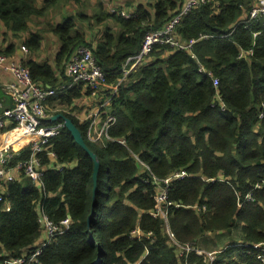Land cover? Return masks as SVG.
<instances>
[{
    "label": "trees",
    "instance_id": "obj_1",
    "mask_svg": "<svg viewBox=\"0 0 264 264\" xmlns=\"http://www.w3.org/2000/svg\"><path fill=\"white\" fill-rule=\"evenodd\" d=\"M65 1L44 0L39 7L37 0H0V20L18 36L33 17ZM185 1L157 0L131 17L99 2L97 13L85 18L107 22L100 40H87L75 18H67L49 26L60 42L56 65L23 62L35 82L57 90L48 104L68 109L53 116L73 120L101 168L94 200V160L65 127L50 139L47 151L56 158L41 154V185L22 175L4 188L0 264L39 247L41 211L55 224L70 216L71 225L42 248L35 264H209L206 254L180 248L187 246L220 250L214 264H264V247H254L264 244V17L249 16L258 0H207L176 25L175 40L193 41L191 47L156 44L125 76L124 64L140 53L147 33L162 29ZM42 40L32 32L24 45L36 52ZM82 46L105 72L104 99L117 118L108 133L116 141L90 142V121L74 114L76 102L94 90L84 83L61 89L72 82L66 64ZM15 49L9 45L3 54ZM3 104L0 115L9 108L2 111ZM58 123L63 119L45 122ZM28 155L29 146L11 164ZM181 172L186 175L177 177ZM167 180L164 217L156 214L157 200Z\"/></svg>",
    "mask_w": 264,
    "mask_h": 264
},
{
    "label": "built area",
    "instance_id": "obj_2",
    "mask_svg": "<svg viewBox=\"0 0 264 264\" xmlns=\"http://www.w3.org/2000/svg\"><path fill=\"white\" fill-rule=\"evenodd\" d=\"M207 0H186L181 11L177 12L175 16L165 26L157 31H150L147 33L140 53L129 58L124 64L123 68L125 76L130 73L132 69L143 59L144 56L149 55L156 44H170L173 47L188 48L191 43L182 44L175 40L173 34L176 25L188 15L194 8L205 4ZM126 17H131V14L122 11ZM250 19L264 17V0H258L249 13ZM208 36H203L207 38ZM24 51H28L26 48ZM0 69L12 75L13 82L10 85V92L13 97L14 106L6 109L0 115V135L6 131L7 136L2 144H0V203L4 202V188L6 184L18 180L22 175L30 178L35 184L41 185L44 176L45 167L42 164L41 154L47 151L50 139L58 136L62 128L65 127L63 123H58L55 126L46 125V121H53V114L48 111V101L51 97L56 95L57 90L51 87H45L32 78L31 71L26 67L22 61L15 57L0 54ZM202 69V68H201ZM67 75L71 79L69 85H62L61 89H68L73 84L84 83L86 87L99 91L103 88L106 82V75L102 67L98 64L93 51L86 46L79 47L67 63ZM206 72L205 69L201 70ZM209 76L211 73L206 72ZM214 84L219 86V79L214 78ZM116 92V89L114 90ZM113 92V93H114ZM105 105V104H104ZM103 105V106H104ZM102 106V107H103ZM221 109L226 110L225 105H221ZM98 115V113H97ZM263 114L260 115V118ZM84 120H87L84 119ZM83 120V121H84ZM117 118L113 115L109 116L104 124L98 129L95 118L92 120L88 130L87 138L93 143H104L105 140L116 141L109 135V128L113 126ZM17 133L20 136L15 137ZM121 143H124L121 141ZM29 146L28 157L18 160L15 164H11L15 156H19L21 151ZM48 156L54 160L56 154L47 151ZM185 172L177 173V177L185 176ZM166 187L162 190L161 195L157 200V212L167 217L168 212L161 208V201L166 199L168 180L165 181ZM259 187V186H258ZM251 195H247L246 199L250 200ZM242 203L239 201V206ZM198 210H205L206 207L195 206ZM39 222L42 224V235L39 247L30 254L18 259L6 260L4 264H35L38 262V256L42 252V248L56 237L58 231L64 233L71 225V217L67 216L60 224H55L49 219L44 211L39 214ZM170 238L178 243L168 228ZM255 248H262L264 244H256ZM187 251H195L202 255L207 253L195 247H180ZM263 249V248H262ZM210 259L209 264H214L216 258L210 254L207 255ZM259 258H264L261 255Z\"/></svg>",
    "mask_w": 264,
    "mask_h": 264
},
{
    "label": "crops",
    "instance_id": "obj_3",
    "mask_svg": "<svg viewBox=\"0 0 264 264\" xmlns=\"http://www.w3.org/2000/svg\"><path fill=\"white\" fill-rule=\"evenodd\" d=\"M43 1L44 0H37L39 7H42ZM156 1L157 0H82L81 2H74L67 0L48 11L44 16L33 17L29 22V30L18 36H15L0 20V53H3L9 45L13 44L16 48L15 54L9 56L15 57L22 62L34 60L55 66L60 42L58 37L49 28L50 25H57L67 18L74 17L77 21V28L85 33L87 40L96 41L102 38L104 25H106L107 22L95 24V22L92 21L90 23V20H86L85 15H87L88 18L93 17L98 9H100L99 2H102L107 10H115L116 8H119L121 11L129 13L132 16L136 14L138 7L143 5L145 7H152ZM81 15H83L82 19L80 18ZM243 18H246V15ZM32 32H39L43 35L42 46L40 50L36 52H30L24 45L25 40ZM25 48L28 51H24ZM65 74L68 77L67 70H65ZM12 82V75L0 69V100L4 101V104L1 106L2 111L6 107L11 108V106L14 105L13 97L10 92V85ZM103 90L104 88L78 100L75 104L76 108L74 111V114L77 115L81 122L87 118L91 124L92 120L95 118L98 129H100L107 118L111 116V114L108 113L110 98L104 99L105 94ZM47 105L48 111L50 109L53 114L68 109L65 105L63 106L67 108L66 110L59 107L60 104L57 101ZM104 114H106V116H104ZM7 132L8 131L0 135V142L5 140V134H7Z\"/></svg>",
    "mask_w": 264,
    "mask_h": 264
},
{
    "label": "water",
    "instance_id": "obj_4",
    "mask_svg": "<svg viewBox=\"0 0 264 264\" xmlns=\"http://www.w3.org/2000/svg\"><path fill=\"white\" fill-rule=\"evenodd\" d=\"M136 67V66H135ZM134 67V68H135ZM62 118L65 128L70 131V133L72 134L74 140L76 141V143L78 145H80L89 155L90 157L94 160V173H93V199L95 200L96 198V192H97V183H98V176H99V172H100V168H101V163L97 158V155L88 147L85 138L83 136V134L81 133V131L79 130V128L75 125V123L73 122V120L69 117H66L65 115L59 113L55 116L52 117L53 121H56L58 119ZM99 260V259H98ZM98 260H96L94 263L92 264H98Z\"/></svg>",
    "mask_w": 264,
    "mask_h": 264
},
{
    "label": "rangeland",
    "instance_id": "obj_5",
    "mask_svg": "<svg viewBox=\"0 0 264 264\" xmlns=\"http://www.w3.org/2000/svg\"><path fill=\"white\" fill-rule=\"evenodd\" d=\"M60 5V4H59ZM58 5V6H59ZM109 8V7H108ZM59 107H61L62 109H67L66 107H64L62 104H60L59 105ZM50 108H53V107H50ZM5 111V110H4ZM49 112H50V114H52V112H51V110L49 109ZM2 115V114H1ZM40 225H41V227H42V224L40 223ZM239 230V228H236L235 230H234V234L235 235H237V234H239V232H237ZM223 245V244H222ZM206 250H203V251H205L206 253H207V255H211L213 258H219V255H221L220 253H219V251L218 250H211L210 248H205Z\"/></svg>",
    "mask_w": 264,
    "mask_h": 264
},
{
    "label": "bare ground",
    "instance_id": "obj_6",
    "mask_svg": "<svg viewBox=\"0 0 264 264\" xmlns=\"http://www.w3.org/2000/svg\"><path fill=\"white\" fill-rule=\"evenodd\" d=\"M14 102V101H13ZM53 114V113H52ZM16 136V138L18 137V136H20V133H17V134H15ZM17 156V155H16ZM14 160V159H13Z\"/></svg>",
    "mask_w": 264,
    "mask_h": 264
}]
</instances>
